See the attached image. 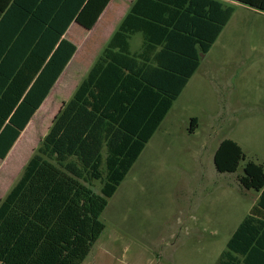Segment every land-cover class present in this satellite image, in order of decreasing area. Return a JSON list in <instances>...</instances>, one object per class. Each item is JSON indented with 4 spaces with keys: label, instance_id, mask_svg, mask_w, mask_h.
<instances>
[{
    "label": "trees",
    "instance_id": "1",
    "mask_svg": "<svg viewBox=\"0 0 264 264\" xmlns=\"http://www.w3.org/2000/svg\"><path fill=\"white\" fill-rule=\"evenodd\" d=\"M233 1L264 12V0ZM109 2L0 0V159L76 51L63 38L70 24L91 30ZM232 14L214 0L135 1L0 200V264L84 262L104 231L108 200ZM138 33L143 51L131 55L129 39ZM196 128L190 119L189 134ZM243 161L230 139L213 155L221 174ZM238 180L260 195L216 264H264L263 166L247 161Z\"/></svg>",
    "mask_w": 264,
    "mask_h": 264
},
{
    "label": "rangeland",
    "instance_id": "2",
    "mask_svg": "<svg viewBox=\"0 0 264 264\" xmlns=\"http://www.w3.org/2000/svg\"><path fill=\"white\" fill-rule=\"evenodd\" d=\"M214 1L232 8V18L203 55L201 72L108 200L100 216L104 231L82 264H216L250 213L257 193L245 190L238 178L247 161L264 168V14ZM141 41V35L134 36L131 50ZM69 92L65 89L63 101ZM58 108L51 98L42 112L44 126L36 120L29 127V151L14 163V184ZM192 117L197 128L189 134ZM225 139L245 155L231 174L218 173L213 164ZM99 189L95 183L98 194Z\"/></svg>",
    "mask_w": 264,
    "mask_h": 264
},
{
    "label": "crops",
    "instance_id": "3",
    "mask_svg": "<svg viewBox=\"0 0 264 264\" xmlns=\"http://www.w3.org/2000/svg\"><path fill=\"white\" fill-rule=\"evenodd\" d=\"M135 1L136 0H110L105 10L102 12L98 21L96 22V24L93 26L91 30H85L84 28L80 27L74 22L70 24L63 38L66 39V35L68 33L71 36V38L66 39V40L70 42L76 48V51L74 52L73 56L71 57L66 67L64 68L63 72L60 74V76L54 83L48 96L45 98V100L42 102V104L40 105L36 113L33 115V117L27 124L24 131L20 134L19 138L17 139V141L15 142V144L13 145V147L11 148V150L9 151L5 159L3 160L0 159V199H2L14 185V181H15L14 179H15V176L17 175V173L14 170V167H15L14 163L15 162L17 163L19 161L18 158H22L27 153V151H29L28 144L29 142H31L28 139L29 127L36 120H38V122H41V123L42 121L44 122V118H42V112H44V109L46 108V104L48 103V101H50L51 98L53 100L58 101L59 103V108L56 111V113H54V119H55L56 115L59 113L62 106L66 104L72 98V96L74 95L75 91L77 90L81 82L86 78L88 73L91 71V69L97 62L100 54L102 53V51L108 44L110 38L112 37L114 32L117 30V28L119 27V25L121 24L125 16L128 14L131 6L135 3ZM226 1L243 5L249 8L250 10L252 9L254 12H259V13L264 14V12L258 11L254 8L246 6L239 2H236L233 0H226ZM70 29L71 31H68ZM138 34H135L134 36ZM134 36H132L129 39V53L131 55H139L143 51V45H142L143 40L141 41L139 46L131 50L132 48H131L130 41ZM141 38H142V35H141ZM210 50L208 51V53L210 52ZM204 58H202L203 60L200 62L199 67L194 72V74L191 76V78L188 80L187 84L185 85L181 93L179 94L178 98L172 103L171 108L168 110V112L163 117L159 127L168 118V115L170 114V112H172L174 105L179 102L181 97L186 92L187 88L190 86L191 82L195 80V77L197 76V74L201 72L202 67H203ZM21 81H23V77L21 78ZM65 89H70V92H69L68 98H65L63 101L62 96H63ZM56 108H57V105H56ZM42 126H44V123H42ZM7 166H10L11 169L7 170ZM259 195L260 193H257L256 201L258 200ZM256 201L254 205L252 206V208L256 205Z\"/></svg>",
    "mask_w": 264,
    "mask_h": 264
},
{
    "label": "water",
    "instance_id": "4",
    "mask_svg": "<svg viewBox=\"0 0 264 264\" xmlns=\"http://www.w3.org/2000/svg\"><path fill=\"white\" fill-rule=\"evenodd\" d=\"M200 57H202V58H203V55H200Z\"/></svg>",
    "mask_w": 264,
    "mask_h": 264
}]
</instances>
